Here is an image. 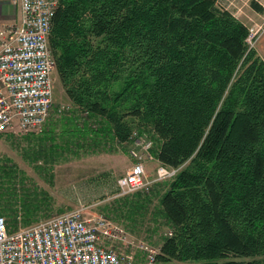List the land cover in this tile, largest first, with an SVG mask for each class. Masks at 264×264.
<instances>
[{
  "label": "trees",
  "instance_id": "1",
  "mask_svg": "<svg viewBox=\"0 0 264 264\" xmlns=\"http://www.w3.org/2000/svg\"><path fill=\"white\" fill-rule=\"evenodd\" d=\"M218 3L61 0L53 17L60 83L80 112L99 119L93 128L66 118L65 143L146 133L156 159L180 169L159 198L156 214L172 234L156 264H264V60L247 42L248 26ZM12 173L0 166V216L10 230L18 224ZM149 194L125 204L144 207ZM19 200L29 226L45 201Z\"/></svg>",
  "mask_w": 264,
  "mask_h": 264
},
{
  "label": "built area",
  "instance_id": "2",
  "mask_svg": "<svg viewBox=\"0 0 264 264\" xmlns=\"http://www.w3.org/2000/svg\"><path fill=\"white\" fill-rule=\"evenodd\" d=\"M60 2L13 0L19 20L0 29V133L43 131L53 105L55 59L49 38ZM255 34L247 38L249 45ZM129 140L132 165L117 179L116 197L148 193L179 171L159 162L149 174L147 165L158 162L153 142L136 131ZM135 248L124 228L104 215L87 216L84 206L17 230L0 216V264H137ZM139 248L146 264H156L159 246Z\"/></svg>",
  "mask_w": 264,
  "mask_h": 264
},
{
  "label": "rangeland",
  "instance_id": "3",
  "mask_svg": "<svg viewBox=\"0 0 264 264\" xmlns=\"http://www.w3.org/2000/svg\"><path fill=\"white\" fill-rule=\"evenodd\" d=\"M252 1L255 2V0H219L218 6L222 10L230 11L248 26L251 35L256 33L250 44L254 48L258 33L262 29L259 32L256 30L255 18L259 16L251 7ZM257 1L261 3L260 6H264V0ZM261 24L264 26V23ZM52 77L53 105L43 131L27 135L12 130L0 133V166L13 171L12 189L18 196L17 202L16 200L12 202L18 209L17 228L12 230L26 227L23 224V207L19 199L26 197L39 201L44 199V209L32 222L33 224L84 206L87 216L104 215L124 228L138 247L135 249H139L136 263L146 264V256L139 246L143 244L160 247L163 238L172 233V229L165 224L164 219L156 214L159 198L170 180L153 185L151 194L147 193L152 199L144 207L133 208L130 203L125 204L126 196L116 197V181L124 176L132 165L129 153L132 141L117 143L109 137L103 138L102 141L98 138L92 139L89 135L81 136L80 139L71 137L72 139L66 144L67 136H62L64 129L67 128L66 118L76 114L77 123L81 126L85 122L90 123L94 120L87 119L67 97L56 69ZM52 136L56 138L54 144L60 147L55 153L48 148L53 144L49 140ZM142 136L151 140L154 146L152 148H155L154 139L152 140L146 133ZM41 138L46 140L42 143ZM45 148H48L47 158L42 157L43 154L40 152ZM38 154L41 157L37 159ZM158 163L153 161L147 165L149 174L154 172ZM128 199L135 200L133 195L128 196ZM4 218L7 221V218ZM120 247L125 248L124 245Z\"/></svg>",
  "mask_w": 264,
  "mask_h": 264
},
{
  "label": "crops",
  "instance_id": "4",
  "mask_svg": "<svg viewBox=\"0 0 264 264\" xmlns=\"http://www.w3.org/2000/svg\"><path fill=\"white\" fill-rule=\"evenodd\" d=\"M255 2H258L257 4L261 5L259 1L255 0ZM256 14L259 16L255 18L257 23L256 30L258 32L260 29L262 30L258 33L254 49L264 60V26H261V23H264V8L262 12H257ZM19 15L20 12L18 8L15 7L13 0H0V29L7 25L15 24L19 20Z\"/></svg>",
  "mask_w": 264,
  "mask_h": 264
}]
</instances>
